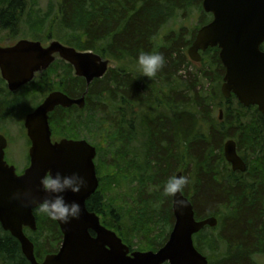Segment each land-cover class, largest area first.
<instances>
[{
    "label": "trees",
    "instance_id": "trees-1",
    "mask_svg": "<svg viewBox=\"0 0 264 264\" xmlns=\"http://www.w3.org/2000/svg\"><path fill=\"white\" fill-rule=\"evenodd\" d=\"M28 3L29 0H0V27L17 34ZM201 3L202 0H59L54 19L56 16L60 28L68 32L64 43L79 51H92L118 65L90 85L83 109L89 118L81 117L83 110L57 109L49 125L55 136L67 139L85 136L82 130L90 124L103 127L95 136L110 132L116 146L109 164L113 181L108 185L121 186L120 181L128 182L131 170H137V200L145 208L136 205L137 209L129 214V225L124 223L123 213L112 205L105 206L99 190L86 201L87 209L123 243L132 247L136 237L146 247L143 250L157 251L163 246L174 223L172 200L163 194V187L170 176L181 172L189 181L183 195L191 201L195 219L217 217L220 221L217 235L206 227L194 236L196 249L200 253L206 248L212 253L222 249V260L216 264H256L254 258L264 257V115L255 107H229L235 100L224 99L220 92L224 68L218 48L201 52L200 66L188 58L187 49L198 29L212 19L203 12ZM194 9L200 14L189 36L181 28L175 39L167 36L158 43L160 31L169 20L180 11L190 16ZM52 13L50 8L45 18ZM44 20H38L33 28L42 30L46 26ZM141 52H160L165 56V67L151 80L139 70L137 57ZM56 63L64 69L58 90L72 97L82 94L85 82L72 76L69 65L56 61L48 70L57 67ZM92 99H106L108 104L98 102L100 105L94 106ZM222 104L223 120H215L213 112ZM97 115L101 119L96 121ZM136 121V127L142 128L146 136L147 165L136 159L133 163L126 156ZM106 124L110 125L109 130L104 128ZM228 138L236 140L239 154L247 149L245 154L254 155L251 170L247 165L246 173L231 171L223 154V143ZM149 188L152 192L148 194ZM147 207L151 215H146ZM34 216L36 230L25 228L24 233H30L31 237H27L34 245L35 258L41 262L58 251L62 234L56 221L37 209ZM0 264H29L18 241L1 227Z\"/></svg>",
    "mask_w": 264,
    "mask_h": 264
},
{
    "label": "water",
    "instance_id": "water-1",
    "mask_svg": "<svg viewBox=\"0 0 264 264\" xmlns=\"http://www.w3.org/2000/svg\"><path fill=\"white\" fill-rule=\"evenodd\" d=\"M202 10L212 20L200 27L187 50L192 62L201 61L200 52L218 48L219 60L224 68L221 93L228 98L233 93L245 107L256 106L264 114V0H202ZM56 57L68 63L76 77L83 78L88 88L105 76L109 61L92 51H77L57 41L47 47L40 42L20 40L12 47H0V75L10 92L30 83L36 74L46 71ZM84 105V96L71 99L67 95L51 92L43 102L24 118V129L30 148L29 164L21 174L6 163V138L0 134V227L20 245L29 264H208V260L195 247L193 237L204 228H215L217 220L208 217L195 219L191 201L182 194L186 207L177 210L172 198L173 227L165 244L157 251H131L117 234L100 223L90 212L86 201L96 192L99 181L94 159L96 149L85 140H51L48 116L60 106L69 108ZM224 158L235 172L244 173L246 165L236 152L232 140L224 144ZM49 170L64 174L79 172L88 181V188L79 195L66 194L69 201L76 200L82 208L80 220L69 225L60 222L62 242L58 251L38 262L34 245L24 229L36 230L35 207H22L11 200L13 193L31 189L37 200L45 198L40 191L39 179ZM176 176H182L177 173ZM91 233L93 235H91Z\"/></svg>",
    "mask_w": 264,
    "mask_h": 264
},
{
    "label": "rangeland",
    "instance_id": "rangeland-1",
    "mask_svg": "<svg viewBox=\"0 0 264 264\" xmlns=\"http://www.w3.org/2000/svg\"><path fill=\"white\" fill-rule=\"evenodd\" d=\"M58 1L59 0H29V9L27 10L26 14L23 17V20L20 23L17 34H9L7 30H3L0 27V46L6 47L15 44L19 40H29L33 42H40L42 46H47L50 42L57 41L64 46L71 47L64 43V36H67L68 32L60 28L58 22L56 21V16L54 19L55 12L57 11L56 7ZM50 8L53 10V13L47 19L45 18V15L49 13ZM199 14L200 12L196 9L192 10V14L190 16H188L187 13H183L181 11L178 12L176 17L169 20L166 25L161 29L158 37V43H163V39L167 36H171L172 39H175L176 33L181 28H185L184 33L189 36L191 33L190 31L195 28L198 22ZM40 19H46L44 20L46 21V26L43 27L42 30H35L33 26ZM52 19H54L53 22H50L52 21ZM60 35H62L63 37H60ZM103 59L109 61L110 69L116 68L118 65L110 59ZM200 62H192V64L195 66H200ZM58 65L56 63L55 66L57 67H52L50 70L38 74L30 85L20 89L15 93H10L7 90L5 83L3 81L1 82L0 78V134L3 135L8 141V145L5 149L4 159L8 165L13 166L15 168L17 174H21L29 163L28 150L30 143L26 137V132L23 126L24 118L43 101V99L47 96L48 93L58 90L59 84L63 80L64 76L63 67L60 64ZM189 71L191 72V70ZM193 73L194 72H192V74ZM204 85H207V83H204ZM207 87L211 89L215 88V86ZM196 93H198L197 90ZM92 102L93 105L96 106L99 104L98 102L101 101L97 99H92ZM100 104L107 106L108 102L106 99H104L103 102H101ZM224 106L222 104L220 108H216L214 110L213 117L215 118V120H223L225 109ZM229 107L234 109L236 107V102L231 101ZM220 110L222 111L221 116L219 114ZM231 113L233 114V110L231 111ZM81 117L83 119L89 118V114L86 111L84 112L83 110V112H81ZM109 117H114V115H109ZM100 119L101 117L98 115L95 118L96 121ZM137 123L138 121H136V123L134 124L136 129L135 131H133L134 133L130 138L131 141L129 142V144L127 143L129 146L128 150H130V153H126V156H128V160L133 159V163L136 159L137 161L145 163V165H147L148 159L144 154L145 149L147 148V140L145 138L146 136L142 128L136 127ZM90 125H88L84 130L81 129L82 134L85 135L81 137V139H84L96 149V157L94 160V164L96 169V176L99 181L98 190L101 192L104 198L105 206L107 208H110L112 205L113 209L123 213V217H125L124 223L125 225H129V214L130 212L132 214V212L137 209L135 208L136 205L139 204L137 200V189L138 187H140L138 172L137 170L133 171L132 169L130 172L131 175L129 181L127 182V179L121 180V184L119 183L121 186H117L112 183L111 185H108L111 180L113 181V171H111V167H109V164L112 159V150H114V146H116V144L115 141L109 136L110 132L105 133L106 131H104L102 136H100V134H97L95 136L96 132H102L100 131V129L103 128L102 126L92 127ZM105 127L106 130L110 129L109 124H106L104 128ZM60 138L63 137H61V135L55 136L53 134V141L58 140ZM246 150L247 149H243L240 153V156L243 158V160L247 159L248 163L247 164L245 162L246 170L244 173H246L248 167L249 170L252 169V162L254 160V155L252 153L250 154L248 152V154H245L247 152ZM147 192L149 194L152 192V190L149 188ZM138 207L140 209L145 208L144 204H139ZM146 209V215L150 214L148 211V207ZM213 230L214 231H210L213 232L214 236L219 233V227ZM156 233V231L152 232L150 234V237H153ZM29 234L30 233L27 232V236L31 237ZM161 236L162 234H160L157 239H160ZM193 241L195 242V238H193ZM132 242V247L128 246L125 243L124 244L127 245L131 249V251H147L143 250L146 249V247L139 243L136 237H134ZM222 253V249H219L218 251L212 253V251H210L208 248L201 252V254L207 258L208 263L211 264H216L217 262L221 261ZM253 261L256 264H264V257H256L253 259Z\"/></svg>",
    "mask_w": 264,
    "mask_h": 264
},
{
    "label": "clouds",
    "instance_id": "clouds-1",
    "mask_svg": "<svg viewBox=\"0 0 264 264\" xmlns=\"http://www.w3.org/2000/svg\"><path fill=\"white\" fill-rule=\"evenodd\" d=\"M137 64L143 77L148 80L155 78L166 65V59L160 52H141L137 57ZM188 178L185 176H170L164 184L163 194L174 198L177 210L186 207V202L181 198H176L182 194ZM40 191L45 193V198L37 200L31 189L23 192L17 191L10 197L17 201L22 207H35L40 213L52 221L60 222L64 225L71 224L72 221H78L82 215V208L78 201H69L66 194L79 195L88 188L87 179L79 172L64 174L62 172L53 173L51 170L46 172L39 179Z\"/></svg>",
    "mask_w": 264,
    "mask_h": 264
},
{
    "label": "flooded vegetation",
    "instance_id": "flooded-vegetation-1",
    "mask_svg": "<svg viewBox=\"0 0 264 264\" xmlns=\"http://www.w3.org/2000/svg\"><path fill=\"white\" fill-rule=\"evenodd\" d=\"M19 41H20V40H19ZM19 41H18V42H19ZM16 43H17V42H16ZM16 43H15V44H16ZM15 44L10 45V46H6V47H12V46H14ZM41 45H42V44H41ZM47 46H48V45H47ZM47 46H43V47H47ZM0 47L5 48L4 46H0ZM261 51L264 52L263 48L261 49ZM56 61L63 62V63H62L63 65H66V64L69 65L68 63H66L65 61L59 59L58 57H56L55 62H56ZM55 62H54V63H55ZM51 66H52V65H51ZM69 66H70V65H69ZM70 67H71V66H70ZM49 68H50V67H49ZM49 68H48V69H49ZM48 69H47V70H48ZM71 69H72V70H71V71H72V75L75 76L72 67H71ZM47 70H46V71H47ZM43 72H44V71H43ZM43 72H41V73H43ZM224 72H225V71H224ZM39 74H40V73H39ZM37 75H38V74H36V76H37ZM36 76H35V78H36ZM75 77H76V76H75ZM0 78H1V75H0ZM78 78H80V77H78ZM81 79H83V78H81ZM83 80H84V79H83ZM97 80H98V79H97ZM2 81L5 83V81L1 78V82H2ZM94 81H95V80H94ZM94 81H93V82H94ZM84 82H85V81H84ZM93 82H92V83H93ZM92 83H91V84H92ZM222 83H223V79H222ZM91 84H90V85H91ZM5 85H6V83H5ZM26 85H29V84H26ZM26 85H25V86H26ZM25 86H23V87H25ZM23 87L19 88L17 91H19V90L22 89ZM89 87H90V86H89ZM89 87L87 88V87L85 86V91H84L82 94H80V95H78V96H76V97H72V96L68 95V94H67L66 92H64V91H59V90H57L58 92H61V93L65 94V95H67V96H68L69 98H71V99H79V98H81L82 96H84V105H83V108H82V109H80L77 105H72V106H70L69 108H63V107L58 106V107H56V108L53 110V112H54L55 110H57V109H66V110L72 109V110H74V111H76V112H77V111L79 112V110H83V109L85 108L87 95H88V93H89ZM6 88H7V85H6ZM7 90H8V88H7ZM8 91H9V90H8ZM17 91H15V92H17ZM9 92H10V91H9ZM15 92H10V93H15ZM52 92H55V91H52ZM50 93H51V92H50ZM50 93H48L47 96H48ZM47 96H46V97H47ZM46 97H45V98H46ZM45 98H44V99H45ZM231 98H233V99L235 100L236 104H239V105H241V106L244 107V108H249V107H255V108H257L256 106H248V107L243 106V105L238 101V99L236 98V96H235L233 93H231V95H230L228 98H224V99H226V100H230ZM44 99H43V100H44ZM42 102H43V101H42ZM42 102H41V103H42ZM41 103H40V104H41ZM40 104H39V105H40ZM39 105H38V106H39ZM38 106H37V107H38ZM37 107H36V108H37ZM36 108H35V109H36ZM35 109H34V110H35ZM34 110H33V111H34ZM33 111H32V112H33ZM257 111H258V108H257ZM53 112H51V113L49 114V116H48L49 119H50L51 115L53 114ZM30 113H31V112H30ZM258 113L261 114V115H264V114H262V113L259 112V111H258ZM219 114H220V116H221V114H222V111H221V110L219 111ZM49 119H48V122H49ZM219 121H220V120H219ZM23 126H24V122H23ZM49 126H50V125H49ZM25 132H26V131H25ZM51 133H52V131H51ZM26 137H27V135H26ZM27 139H28V138H27ZM61 139H67V138H60V139H58V140L53 141V133H52V135H51V140H52V142H57V141H60ZM6 140H7V139H6ZM70 140H84V139H81V138H80V139H70ZM229 140H232V141L235 142V145H236V152H237L238 156L243 160V158L240 156L239 151H238V149H237V142H236V140L233 139V138H228L227 140H225V142L223 143V152H224V144H225L227 141H229ZM28 141H29V140H28ZM29 143H30V141H29ZM7 145H8V141H7ZM29 148H30V146H29ZM94 148H95V147H94ZM95 157H96V156H95ZM94 160H95V159H94ZM225 161H226V160H225ZM243 162L245 163V160H243ZM226 163L229 164L228 162H226ZM245 165H246V164H245ZM229 166H230L231 171H232V172H235V171L232 170L230 164H229ZM237 172H238V171H237ZM178 173H180V172H178ZM239 173H241V172H239ZM97 190H98V188H97ZM97 190H96V191H97ZM171 200H172V198H171ZM214 218H216V220H217V226H216L215 228H210V229H216V228L219 227V223H220L219 219H218L217 217H214ZM99 219H100V218H99ZM100 223H101V222H100ZM103 226H104V225H103ZM104 227H105V226H104ZM106 228H107V227H106ZM107 229H108V228H107ZM109 230H110V229H109ZM111 231H112V230H111ZM113 232H114V231H113ZM91 235H93V234L91 233ZM117 236H118V235H117ZM168 236H169V235H168ZM119 238H120V237H119ZM167 239H168V238H167ZM121 240H122V239H121ZM166 241H167V240H166ZM164 244H165V243H164ZM164 244H163V245H164Z\"/></svg>",
    "mask_w": 264,
    "mask_h": 264
}]
</instances>
